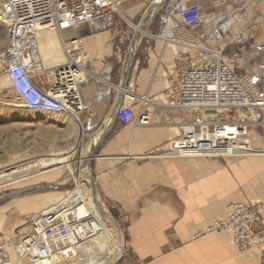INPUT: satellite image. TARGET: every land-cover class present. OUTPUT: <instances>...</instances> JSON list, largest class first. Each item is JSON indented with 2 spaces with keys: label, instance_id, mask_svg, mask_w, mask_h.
<instances>
[{
  "label": "built area",
  "instance_id": "1",
  "mask_svg": "<svg viewBox=\"0 0 264 264\" xmlns=\"http://www.w3.org/2000/svg\"><path fill=\"white\" fill-rule=\"evenodd\" d=\"M126 0H0V25L6 42L0 48V76L14 103L34 114L49 117L80 115V87L92 75L85 68L83 39L69 37L73 29L100 20L116 32ZM244 8L219 12L203 30L201 10L183 0H165L159 14V32L151 35L165 47L179 46V68L171 78L175 103L163 105L148 95L139 96L135 83L118 86L123 101L117 117L135 130L158 119L157 110L179 112L174 124L179 136L168 147L148 155L157 159L196 160L236 158L264 154L253 148L250 131L258 128L264 141V98L245 76L237 75L225 59L232 28L245 21ZM41 34L57 37L58 51L47 54ZM62 60L55 61L58 54ZM53 61V62H52ZM138 107V112L135 107ZM260 210L252 203L239 205L225 219L199 230L196 239L231 234L235 247L246 252L261 248L264 231H258ZM14 255V257H13ZM149 264L136 261L132 246L106 216L93 189L82 178L61 199L31 218L14 242L0 243V264Z\"/></svg>",
  "mask_w": 264,
  "mask_h": 264
},
{
  "label": "crops",
  "instance_id": "2",
  "mask_svg": "<svg viewBox=\"0 0 264 264\" xmlns=\"http://www.w3.org/2000/svg\"><path fill=\"white\" fill-rule=\"evenodd\" d=\"M154 2L126 0L116 32L107 30L100 20H94L68 34L83 39L85 68L92 75L89 83L80 87L84 107L80 116L85 135L92 138L102 131L97 144L99 152L92 157L90 167L94 189L101 194L107 218L113 225L114 222L119 224L120 232L131 244L136 261L262 264L261 248L241 252L235 247L231 234L200 239H196L195 234L214 220L227 218L236 206L247 203L260 210L258 231H264V154L196 160L148 158L167 148L179 136L174 127L180 122L179 112L157 110L159 115L154 125L138 130L133 125L123 124L117 117L123 101V97L119 100L121 94L117 87L129 82L135 83L139 96L148 95L157 104L175 103L170 81L179 68V54H186L185 49L175 45L165 47L146 36L134 50L131 45L136 40L135 30L129 55L124 60L126 65L121 63L123 45L128 41L131 27L125 18L132 22L140 17L139 26L144 21L151 35L158 34V14L165 0L151 22L150 16L144 20ZM183 2L186 6L200 7L203 30L209 29L212 15L222 11L234 13L244 8L245 21L235 25L227 35V40L233 39L234 43L227 45L224 56L233 71L245 76L264 98V0ZM40 39L47 54L51 52L49 47L59 52L55 35L41 34ZM62 57L59 53L55 61ZM130 62L131 67H128ZM135 111L138 112L137 106ZM250 136L253 148L263 150L260 130L252 128ZM44 193L47 192H15L6 199L0 197V243L14 242L22 235L31 218L44 209L33 211L42 207L39 205L46 199ZM31 194H39L38 205L34 204L37 199L25 197ZM59 200H52L49 206ZM123 264L129 263L124 261Z\"/></svg>",
  "mask_w": 264,
  "mask_h": 264
},
{
  "label": "rangeland",
  "instance_id": "3",
  "mask_svg": "<svg viewBox=\"0 0 264 264\" xmlns=\"http://www.w3.org/2000/svg\"><path fill=\"white\" fill-rule=\"evenodd\" d=\"M140 21L141 18L139 17L133 20L132 23L135 26H139ZM124 27L126 28L127 24ZM148 30L150 31V27ZM128 32L129 38L123 45V57L121 60V63L125 65L126 62L124 60L129 55L128 48L133 39L135 29L131 26ZM5 42V29L0 25V48L5 45ZM4 82V77L0 76V175L2 173L10 174L15 169H24L31 160L37 157H44L50 152L58 153L74 149L70 155V163L59 166L56 172L0 191V197L3 199L10 197L12 193L27 190L32 193L47 192L42 194L43 197L46 196L45 201L39 205L42 207L33 209L34 212H38L40 209L49 206L52 200L55 202L59 200L63 196V192L73 188V181H71L72 171L76 173L79 170L82 150L90 144L92 139L91 136L85 135L84 132L83 144H81L76 135L69 136L71 130L65 124H62L65 118L38 115L24 110L21 106L18 108V105L14 103L13 94L7 84L2 86ZM98 152L99 147L96 146L92 156L96 157ZM91 162L92 159L89 163L90 167ZM82 180L89 184V188H94L93 181L90 182L83 177ZM51 187H57V189L48 190ZM38 195L31 194L25 197L37 199L34 204L38 205ZM99 196L101 197L100 193Z\"/></svg>",
  "mask_w": 264,
  "mask_h": 264
},
{
  "label": "bare ground",
  "instance_id": "4",
  "mask_svg": "<svg viewBox=\"0 0 264 264\" xmlns=\"http://www.w3.org/2000/svg\"><path fill=\"white\" fill-rule=\"evenodd\" d=\"M163 1L164 0H155L154 4L152 6L154 8L159 7V6H161ZM125 19L133 27V29H135L139 34L138 37L136 38L135 42H134V45H133V49L136 50L140 41L142 40V38L146 37V36L151 37V34L146 28L141 29L138 26H135L128 18H125ZM5 84L6 83L4 82L2 84V86H5ZM8 106H9V104H8ZM18 108H19V106H18ZM38 115H42V114H38ZM62 124H65L71 130V134H69V136L76 135L79 142L81 144H83L82 142L84 139V126H83L80 115H75L73 117H67V118H65V120L63 121ZM107 124L109 125V123H107ZM112 124H113V122H112ZM108 125H106V127H108ZM101 135H102V131H100L99 133L94 135V137L91 138L92 140H91L90 144L87 145L86 148L84 147L85 149L82 150V155H81V160H80V168L76 173H74L72 171V180L70 179L71 181L77 180L79 177L80 178L83 177V178H86L87 180H89L90 182H92L89 163L93 157L92 152L96 148ZM73 150L74 149L72 148L70 151H61L58 153L50 152L44 157H37V158L31 160L29 163L26 162L27 167H25L24 169H21V170L15 169L14 171L10 172V174H3L2 173L0 175V191L2 189H7V188H11V187H14L17 185H21L22 183L28 182L30 180L38 179L42 176L56 172V170L59 169V166L61 167L64 164L70 163V155H71V152ZM93 193H94L95 199L100 203V206L103 207L104 209H106L103 200L99 196L98 191L96 189H94ZM108 217H109V215H108Z\"/></svg>",
  "mask_w": 264,
  "mask_h": 264
},
{
  "label": "water",
  "instance_id": "5",
  "mask_svg": "<svg viewBox=\"0 0 264 264\" xmlns=\"http://www.w3.org/2000/svg\"><path fill=\"white\" fill-rule=\"evenodd\" d=\"M159 10H160V7H156V8H154L153 6H151V7L148 9V11L146 12V14H145V16H144V20L147 19V17H149V15H150L149 21L151 22V21L155 18L156 14L159 12ZM143 23H144V21H143L142 24L139 26L141 29H142V28H145V23H144V24H143ZM138 35H139L138 32H136L134 39H136V38L138 37ZM131 48L133 49V44L131 45ZM133 54H134V52H133ZM132 59L134 60L133 57H132ZM128 67H131V62L129 63V66H128ZM127 82H128V76L126 77L124 83L127 84ZM122 97H123V96L120 95L119 100H121ZM56 189H57V187H51V188H49L48 190L53 191V190H56ZM23 193H30V192H28V190H27V191H24ZM114 226H115L119 231H121V229H120L118 223L114 222Z\"/></svg>",
  "mask_w": 264,
  "mask_h": 264
}]
</instances>
